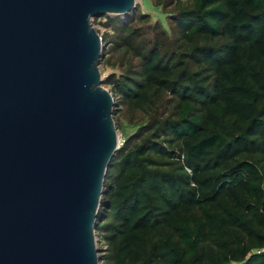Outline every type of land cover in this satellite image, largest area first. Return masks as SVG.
<instances>
[{"label": "trees", "instance_id": "trees-1", "mask_svg": "<svg viewBox=\"0 0 264 264\" xmlns=\"http://www.w3.org/2000/svg\"><path fill=\"white\" fill-rule=\"evenodd\" d=\"M188 1L169 19L185 52L159 27L136 45L149 28L140 11L105 18L137 61L108 78L116 103L143 110L168 96L170 114L108 164L95 227L104 264H264V0Z\"/></svg>", "mask_w": 264, "mask_h": 264}, {"label": "water", "instance_id": "water-1", "mask_svg": "<svg viewBox=\"0 0 264 264\" xmlns=\"http://www.w3.org/2000/svg\"><path fill=\"white\" fill-rule=\"evenodd\" d=\"M135 0H0V264H100L95 227L118 149L91 20Z\"/></svg>", "mask_w": 264, "mask_h": 264}, {"label": "rangeland", "instance_id": "rangeland-1", "mask_svg": "<svg viewBox=\"0 0 264 264\" xmlns=\"http://www.w3.org/2000/svg\"><path fill=\"white\" fill-rule=\"evenodd\" d=\"M135 1L137 3L136 11H140L141 14L145 16V19L149 20V28H146L145 26H143L145 28H142L141 23H136L137 26L141 25L137 28H140V34L143 35L140 40L136 41V45H152L154 41V33H150V29L159 27L166 32L167 47L171 49V51L185 52L186 48L183 47L180 42L175 40L171 34V25L169 23V19L171 15L177 13L181 9H191L192 2L188 0H182L181 5L178 6L174 4L175 0ZM137 12H130L126 15L120 16H103L91 20L92 27L101 38V43L103 46L101 58L99 59V64L97 66L101 75V79L103 80L102 87L109 91L112 95L113 93L111 87L107 82L108 78L113 76L118 77L128 69H132L137 65V61L132 58L130 54H126L123 50H119L118 45L121 43L120 37L122 33H120L119 30H112V28L107 26L105 18L126 21L129 17L134 16ZM168 100V96H163L160 103L155 108L137 110L124 104H117L116 100L114 99L115 106H113L112 118L116 125L118 148L125 141H127L128 138L134 135L141 127L147 125L152 119L158 120L168 116L170 114V112H168ZM173 149H175L174 151H177L178 147L175 145ZM95 238L97 242L100 264H104L106 262L104 256L107 254L106 247L102 242H100V237L96 235V233Z\"/></svg>", "mask_w": 264, "mask_h": 264}, {"label": "built area", "instance_id": "built-area-1", "mask_svg": "<svg viewBox=\"0 0 264 264\" xmlns=\"http://www.w3.org/2000/svg\"><path fill=\"white\" fill-rule=\"evenodd\" d=\"M187 172L189 173V171L187 170Z\"/></svg>", "mask_w": 264, "mask_h": 264}]
</instances>
